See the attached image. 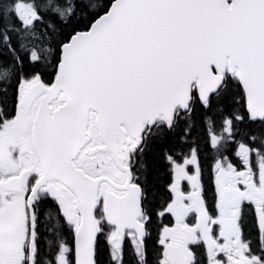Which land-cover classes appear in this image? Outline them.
Wrapping results in <instances>:
<instances>
[{
	"label": "snow or ice",
	"instance_id": "1",
	"mask_svg": "<svg viewBox=\"0 0 264 264\" xmlns=\"http://www.w3.org/2000/svg\"><path fill=\"white\" fill-rule=\"evenodd\" d=\"M0 264H264V0H0Z\"/></svg>",
	"mask_w": 264,
	"mask_h": 264
}]
</instances>
